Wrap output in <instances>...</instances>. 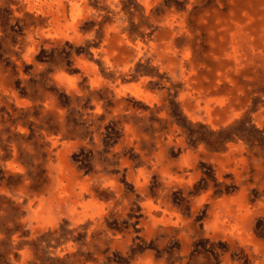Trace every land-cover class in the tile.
<instances>
[{
  "label": "rangeland",
  "instance_id": "rangeland-1",
  "mask_svg": "<svg viewBox=\"0 0 264 264\" xmlns=\"http://www.w3.org/2000/svg\"><path fill=\"white\" fill-rule=\"evenodd\" d=\"M0 264H264V0H0Z\"/></svg>",
  "mask_w": 264,
  "mask_h": 264
}]
</instances>
